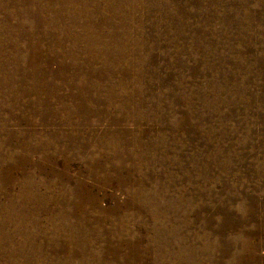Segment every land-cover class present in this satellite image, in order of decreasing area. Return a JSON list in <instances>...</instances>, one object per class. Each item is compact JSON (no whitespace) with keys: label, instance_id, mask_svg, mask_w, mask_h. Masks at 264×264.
<instances>
[{"label":"rangeland","instance_id":"374dc122","mask_svg":"<svg viewBox=\"0 0 264 264\" xmlns=\"http://www.w3.org/2000/svg\"><path fill=\"white\" fill-rule=\"evenodd\" d=\"M263 12L0 0V264H264Z\"/></svg>","mask_w":264,"mask_h":264},{"label":"bare ground","instance_id":"6f19581e","mask_svg":"<svg viewBox=\"0 0 264 264\" xmlns=\"http://www.w3.org/2000/svg\"><path fill=\"white\" fill-rule=\"evenodd\" d=\"M188 1V0H187ZM182 5V3H180V2H177V4H176V7H179V6H181ZM264 13V12H263ZM262 14V13H261ZM263 16V15H262ZM6 28V27H5ZM264 28V27H263ZM257 30V29H256ZM2 33V32H1ZM5 35V34H4ZM2 39V38H1ZM5 39V38H4ZM12 40V39H11ZM50 40V39H49ZM56 40H57V38H56ZM41 42V41H40ZM50 42V41H49ZM13 43V42H12ZM57 43V42H56ZM250 44V43H249ZM14 45V44H13ZM51 45V44H50ZM52 46V45H51ZM15 47V46H14ZM34 49V48H33ZM32 49V50H33ZM243 50V49H242ZM250 52H251V50H250ZM249 52V54L251 55V56H253L255 59H256V61H257V65H259V64H263L264 63V49L263 50H260V53H258V54H255V53H250ZM18 53V52H17ZM33 53V52H32ZM20 54V53H19ZM38 56V55H37ZM26 58V57H25ZM39 59V58H38ZM31 64H32V61H31ZM52 66V65H51ZM28 67V66H27ZM34 69V68H33ZM51 69V68H50ZM38 70V69H37ZM36 70V71H37ZM220 72V71H219ZM89 73V72H88ZM245 73V78H248L251 74H252V72H244ZM33 77V76H32ZM157 77V76H156ZM226 77V76H225ZM232 77V76H231ZM162 78V77H161ZM252 79L253 80H262V81H264V66H263V68H262V70H261V72L260 73H258L257 75H256V77H252ZM140 81V80H139ZM160 83V82H159ZM158 86V85H157ZM114 95V94H113ZM132 95V94H131ZM220 95V94H219ZM176 96V95H175ZM101 97V96H100ZM132 99V98H131ZM138 99V98H137ZM82 100V99H81ZM151 100V99H150ZM244 100V99H243ZM35 102V101H34ZM74 102V101H73ZM114 102V101H113ZM107 105V104H106ZM109 105V104H108ZM39 106V105H38ZM78 107V106H77ZM112 107H113V105H112ZM208 107V106H207ZM37 108H39V107H37ZM197 111V110H196ZM153 115V114H152ZM110 117V116H109ZM213 120V119H212ZM85 121V120H84ZM81 122H83L82 120H81ZM91 122V121H90ZM146 123V122H145ZM97 124V123H96ZM227 124H229V123H227ZM98 126V125H97ZM107 126V125H106ZM105 126V127H106ZM235 126V125H234ZM137 129V128H136ZM96 130H97V128H96ZM95 131V130H94ZM134 133V132H133ZM99 135V134H98ZM97 138V137H96ZM75 139V138H74ZM78 140V139H77ZM98 140V139H97ZM153 141V140H152ZM159 141V140H158ZM213 141V140H212ZM160 142V141H159ZM139 144H140V142H139ZM152 144V143H151ZM150 144V145H151ZM171 148V147H170ZM150 149V148H149ZM159 149V148H158ZM90 150V149H89ZM137 150V149H136ZM146 151V150H145ZM174 151V150H173ZM176 152H178V151H176ZM115 155V154H114ZM186 156V155H185ZM189 157V156H188ZM158 158V157H157ZM183 158V157H182ZM68 159V158H67ZM187 159V158H186ZM191 159H193L192 157H191ZM199 159V158H198ZM143 160V159H142ZM169 160V159H168ZM201 160V159H200ZM205 162V161H204ZM174 163V162H173ZM134 164V163H133ZM145 164V163H144ZM154 164V163H153ZM158 164H161V163H158ZM211 164V163H210ZM122 165V164H121ZM166 165V164H165ZM197 165V164H196ZM200 166V165H199ZM107 168V167H106ZM112 168V167H111ZM94 169V168H93ZM198 169V168H197ZM122 170H124L123 168H122ZM152 170V169H151ZM200 170V169H199ZM110 173V172H109ZM128 173V172H127ZM157 173V172H156ZM145 174V173H144ZM191 174V173H190ZM152 175V174H151ZM131 177H133V176H131ZM106 178V177H105ZM109 178H111V177H109ZM127 179H129V178H127ZM135 179V178H134ZM106 180H108V179H106ZM123 180H125V179H123ZM145 180V179H144ZM135 182H136V180H134ZM154 181V180H153ZM121 182V181H120ZM119 183V182H118ZM126 183V182H125ZM145 183V182H144ZM148 183V182H147ZM160 183V182H159ZM150 184V183H149ZM119 185V184H118ZM135 185V184H134ZM141 185V184H140ZM143 186V185H142ZM149 188V187H148ZM151 188V187H150ZM84 189V188H83ZM230 189V188H229ZM68 191V190H67ZM124 191V190H123ZM78 192V191H77ZM80 192V191H79ZM134 192V191H133ZM141 192V191H140ZM160 192V191H159ZM64 193V192H63ZM138 193H139V191H138ZM155 193H156V191H155ZM156 194H158V193H156ZM68 195V194H67ZM159 195V194H158ZM141 196V195H140ZM195 196V195H194ZM96 197V196H95ZM149 197V196H148ZM156 197V196H155ZM92 198V197H91ZM144 198V197H143ZM152 198H153V196H152ZM147 199V198H146ZM159 199V198H158ZM96 200V199H95ZM154 200V199H153ZM155 201V200H154ZM152 202V201H151ZM116 203V202H115ZM124 203V202H123ZM131 203V202H130ZM134 203V202H133ZM177 203H178V201H177ZM64 204V203H63ZM76 204V203H75ZM93 204V203H92ZM120 204V203H119ZM77 205V204H76ZM137 205V204H136ZM140 205H142V204H140ZM119 206V205H118ZM117 206V207H118ZM123 206H124V204H123ZM147 206V205H146ZM133 207V206H132ZM135 207V206H134ZM143 207V206H142ZM76 208V207H75ZM111 208V207H110ZM144 208V207H143ZM142 208V209H143ZM249 208V207H248ZM123 209V208H122ZM143 210H145V209H143ZM249 210V209H248ZM69 211V210H68ZM78 211V210H77ZM104 211V210H103ZM253 211V210H252ZM75 212V211H74ZM107 212V211H106ZM119 212V211H118ZM143 212V211H142ZM73 214V213H72ZM192 215V214H191ZM195 215H196V213H195ZM209 215V214H208ZM248 215V214H247ZM144 216V215H143ZM245 216V215H244ZM82 217V216H81ZM149 217H151V216H149ZM196 217V216H195ZM105 220V219H104ZM264 221V220H263ZM262 222V221H261ZM187 224H188V222H187ZM241 224V223H240ZM238 225V224H237ZM92 226H90V228H91ZM94 228V227H93ZM259 228H261V227H259ZM208 229V228H207ZM249 229V228H248ZM247 229V230H248ZM105 230V229H104ZM194 230V229H193ZM216 231V230H215ZM258 232V231H257ZM221 233V232H220ZM214 235V234H213ZM219 235V234H218ZM235 235V234H234ZM189 236H190V234H189ZM232 236V235H231ZM230 236V237H231ZM99 237V236H98ZM222 237V236H221ZM232 237H234V236H232ZM252 237V236H251ZM254 237H256L255 235H254ZM163 238V237H162ZM191 238V237H190ZM215 238V237H214ZM220 238V237H219ZM141 239V238H140ZM255 239V238H254ZM254 239H253V241H254ZM206 240V239H205ZM261 240V239H260ZM0 241H1V239H0ZM112 241V240H111ZM131 241V240H130ZM252 241V242H253ZM13 242V241H12ZM113 242V241H112ZM132 242V241H131ZM204 242V241H203ZM126 243V242H125ZM124 243V244H125ZM226 245H227V243L226 242H224ZM233 243V242H232ZM254 243V242H253ZM262 243V242H261ZM64 244V243H63ZM152 244V243H151ZM9 245V244H8ZM8 245H6V246H2L1 244H0V248H5V247H7ZM54 245V244H53ZM95 245V244H94ZM251 245V244H250ZM259 245H260V243H259ZM34 246V245H33ZM122 246H124V245H122ZM263 246V245H262ZM30 247H32V246H30ZM113 247H115V246H113ZM176 247H177V245H176ZM66 248V247H65ZM64 248V249H65ZM23 249H24V251H27L26 249H25V246H23ZM250 249V248H249ZM257 249V248H256ZM31 251H33L34 252V254L35 253H37L38 252V249L36 248V247H33L32 249H31ZM223 251V250H222ZM246 251H248V250H246ZM28 252H30V251H28ZM228 252V251H227ZM80 253V252H79ZM94 253V252H93ZM117 253V252H116ZM116 253H114V254H116ZM249 253V252H248ZM129 254V253H128ZM243 254V253H242ZM104 257V256H103ZM116 257V256H115ZM134 257V256H133ZM108 258V257H107ZM127 259V258H126ZM129 259V258H128ZM127 259V260H128ZM263 261V260H262ZM127 262V261H126ZM126 264V263H125Z\"/></svg>","mask_w":264,"mask_h":264}]
</instances>
